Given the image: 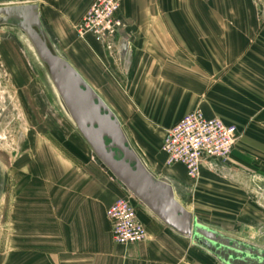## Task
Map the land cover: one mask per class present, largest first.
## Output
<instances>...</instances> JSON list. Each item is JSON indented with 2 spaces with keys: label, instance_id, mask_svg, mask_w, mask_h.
Listing matches in <instances>:
<instances>
[{
  "label": "crops",
  "instance_id": "0c3cea01",
  "mask_svg": "<svg viewBox=\"0 0 264 264\" xmlns=\"http://www.w3.org/2000/svg\"><path fill=\"white\" fill-rule=\"evenodd\" d=\"M94 1L34 3L51 47L104 100L176 198L192 213L193 199L217 203L227 169L253 171L252 163L263 171L264 0H123L110 45L77 30ZM197 111L235 125L240 137L230 162L203 166L192 195L185 167L166 165L162 143L180 118ZM24 163L8 176L0 206V264H195L187 236L141 204L148 239L114 241L107 212L125 192L97 159L57 152Z\"/></svg>",
  "mask_w": 264,
  "mask_h": 264
},
{
  "label": "rangeland",
  "instance_id": "374dc122",
  "mask_svg": "<svg viewBox=\"0 0 264 264\" xmlns=\"http://www.w3.org/2000/svg\"><path fill=\"white\" fill-rule=\"evenodd\" d=\"M13 5L18 4H0V8ZM57 152L74 159H97L64 108L47 67L28 37L18 28L0 24V206L13 170L23 168L27 158ZM247 166L254 170L224 171V188L220 196H213L217 203L210 204L208 196L204 197L206 202L193 199L192 214L228 237L264 249V169L258 172L252 163ZM220 169L211 167L213 172ZM200 179L189 178L192 195L200 188ZM183 240L192 263L226 264L192 238Z\"/></svg>",
  "mask_w": 264,
  "mask_h": 264
},
{
  "label": "water",
  "instance_id": "95a60500",
  "mask_svg": "<svg viewBox=\"0 0 264 264\" xmlns=\"http://www.w3.org/2000/svg\"><path fill=\"white\" fill-rule=\"evenodd\" d=\"M36 0H0V24L20 29L49 71L64 108L97 159L142 205L177 233L215 254L226 264H264V249L209 227L177 198L173 186L152 173L132 148L117 116L82 75L48 42ZM33 2V3H32Z\"/></svg>",
  "mask_w": 264,
  "mask_h": 264
},
{
  "label": "built area",
  "instance_id": "2783aa9c",
  "mask_svg": "<svg viewBox=\"0 0 264 264\" xmlns=\"http://www.w3.org/2000/svg\"><path fill=\"white\" fill-rule=\"evenodd\" d=\"M123 0H95L77 26L81 37L92 35L98 42L110 45L121 27L119 12ZM240 133L235 125L221 118H208L197 111L180 118L168 131L162 143L166 165H182L192 180L201 176L203 166L211 162H228L236 149ZM139 205L130 193L117 199L108 209L113 223V239L130 245L146 241L149 233L139 217ZM142 205V204H141Z\"/></svg>",
  "mask_w": 264,
  "mask_h": 264
}]
</instances>
